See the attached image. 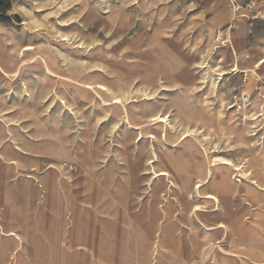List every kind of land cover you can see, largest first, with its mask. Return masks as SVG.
Listing matches in <instances>:
<instances>
[{
    "label": "bare ground",
    "instance_id": "bare-ground-1",
    "mask_svg": "<svg viewBox=\"0 0 264 264\" xmlns=\"http://www.w3.org/2000/svg\"><path fill=\"white\" fill-rule=\"evenodd\" d=\"M129 1H134L140 9L148 6V0H117L115 2L103 0V7L98 8L89 0H70L75 4L73 7L70 5L68 12L75 17L84 14L88 25L89 22L93 23L98 19L103 26H109L116 22L124 23L125 19L133 16V5L129 6ZM51 2L54 3L52 0ZM35 8L37 7L25 8V10L27 14L35 16L33 13ZM1 28L0 25V31ZM26 34L33 37L29 32ZM209 35L208 40H214L215 43L220 41L223 33L217 29L214 37L211 31ZM8 38L16 40L12 34H8ZM226 40L232 42L229 37ZM150 45L149 39L147 46ZM168 47L169 49L164 51L167 57L160 66L158 63L150 62L148 51L141 54L143 73L140 67L134 70V74L119 68L109 84H96L95 89L91 85L77 83L78 90L82 92L89 93L90 91L99 98L102 95L110 96L109 101H102L106 106V113L124 126L122 130L124 136L119 141L122 149L118 154L119 158L126 160L125 156L129 155L127 133H137L138 141L153 140L155 137L149 133V130L155 124L159 127L158 133L163 144L159 148L154 144L149 147L148 166L152 175L151 185L148 198L141 204L140 210L133 212L132 205L138 202L136 197L130 195V192L137 190L139 185L136 172L143 156L139 151L137 162L131 166L132 173L128 183L110 187L107 190L101 188L99 191L101 200L104 201V207H102L104 208L102 210L104 239H99L93 247L96 249L92 250L85 207L80 203L76 187L80 179H85L90 184V190L95 191L94 187L98 183L94 174L96 163L91 162L82 153L76 140L70 141L64 131L60 132L54 153L56 165L51 166L50 171L39 181L32 171L27 170L25 178L19 179L16 185L12 179L17 173L14 171L18 167V161L24 159L21 158V152L25 153L27 150L36 155L43 153L23 140H19V144L14 148L8 145L0 146V194L7 197L6 209L4 208L3 214L0 213V222L2 221V224L0 223V256L3 263L10 261V264H24L26 258L32 256L38 248L37 251L41 252L42 261L43 259L48 262L53 260L56 264H75L77 252L80 250L86 251L87 254L92 253L97 259L95 264H131V261L127 259L131 253L136 254L134 264H196L201 254L205 255L202 259L203 264H217L221 256L239 258L234 252L226 251L220 246V241L216 237L217 233H228L230 227L233 230L231 238L235 241L243 238L245 233L246 236L252 237H260L263 234L258 223L252 221L250 231H246L248 229L246 226L235 220L225 223L220 216L224 215L229 220L234 215L230 213L232 209L228 206L236 193L245 197L250 195L252 202L259 201V196L264 197V143L260 148L253 147L250 143L245 152L246 139L256 136L255 133L249 134L248 126L250 129L256 128V125L264 127V93L256 95L248 102L252 85L249 82L243 85L242 102L236 109V113L240 116V123L233 122L232 117L226 118L223 115V99L221 98L219 107L211 112L204 95H208L209 92L215 96L220 94L218 90L220 82L208 76L213 68H219L217 74L219 81L230 72L245 74L246 77H257L256 71L264 67V56L255 63L254 69L243 70L237 59H234L233 65L227 71L222 68L224 62L222 58L213 67L208 66L207 76L201 80L206 85V90L193 101L194 90L198 88L195 81L200 80L203 74L195 75L191 70V65L198 64L199 59L196 56L188 57L183 54L179 45L174 42H169ZM24 53L33 55L32 58L40 63L45 74L56 76L50 70L48 59L40 54L34 45L22 46L18 54ZM176 61L179 63L178 66H176ZM204 61L202 60L198 67L201 71L206 69L203 65ZM15 75L14 73L7 76L9 79ZM136 76H140L141 83L128 84ZM155 88L163 92L174 93L170 102L176 118L186 123L182 125L183 132L175 142L170 143L167 135V128H172L169 120L170 114L163 115L160 111L156 112L157 104L151 102L153 100L151 96L154 95H151V92ZM21 89L26 92V85L22 84ZM136 95L140 96L139 101L132 99ZM26 96L31 102L34 100L32 96L28 94ZM69 103H71L70 100ZM226 106L229 107L228 104ZM149 109L154 113L149 114ZM41 124L42 122L38 123L36 136L42 130ZM175 126L177 127V124ZM4 136L1 128L0 138ZM211 145L216 149L218 145H223L226 148L225 152L229 155H236L237 160L214 155V151L210 148ZM5 157L8 159H4ZM5 163L11 168L10 170L4 168ZM71 163L77 166V178L71 173ZM156 167H158L157 170ZM236 177H240V180ZM164 183L168 184L174 199L166 206L158 207ZM13 187H16L18 193L25 197L27 204L31 201L33 203L39 201V189H44L47 198L46 206L50 210L51 217L45 218L39 212L37 214L43 222V231L47 232L43 243L30 238L31 234L29 235L26 226H22V230L19 229L13 215L14 212L11 211V201L16 196ZM196 198L202 200L204 204L211 205L212 210L208 211L200 205H193ZM52 199L55 201L54 204ZM246 205L251 207V204ZM179 213L180 219L177 215ZM209 218L217 220L216 226L206 223L205 220ZM66 234L70 235V243L66 250L75 251L72 258L64 255V251L60 250ZM8 242L13 244L12 248H6ZM250 249L256 253V258L253 259L255 264H264V246L253 245Z\"/></svg>",
    "mask_w": 264,
    "mask_h": 264
},
{
    "label": "rangeland",
    "instance_id": "rangeland-1",
    "mask_svg": "<svg viewBox=\"0 0 264 264\" xmlns=\"http://www.w3.org/2000/svg\"><path fill=\"white\" fill-rule=\"evenodd\" d=\"M50 1L0 0L2 6L0 12V25L2 27L0 31V129L2 128L5 134L4 138H0V146L6 147L8 145L14 148L19 144V140H23L40 149L43 153L36 155L27 150L25 153L21 152V158L23 157L25 160L20 159L18 167L14 171L17 173L12 181L16 185L25 178L27 170L32 171L39 181L50 171L51 166L56 165L54 153L57 136L60 132L64 131L70 141L76 140L82 153L91 162L96 163L94 174L98 183L94 187L95 191L90 190V184L85 179H80V183L76 187L80 203L85 207L84 212L89 228L88 236L93 245L91 249L94 250L96 249L93 248L97 244L96 242L99 239H104L102 235L104 201L101 200L100 189L107 190L110 187L127 184L132 173L131 166L137 162L140 151L143 156L136 172L139 185L137 190L130 192L131 197H136L138 202L135 205L133 203V212H138L142 207L141 204L148 198L149 186L151 185L152 175L148 166L149 147L154 144L159 148L163 141L160 139L159 127L156 124L152 125L149 130V133L155 137L153 140L138 141L137 133H127L129 155L125 156L126 160L119 158L118 154L122 150L119 141L124 136L122 132L124 126L106 113V106L102 101H109L110 96L102 95L101 100L90 91L85 93L78 90L77 83L91 85L95 89L96 84H109L119 68L134 74V70L140 67L141 73H143V56L141 54L145 51H148L147 55L150 62L158 63L159 66L160 64L163 65L164 58L167 57L164 51L169 49V42H174L179 45L183 54L188 57L196 56L199 59V65L196 63L191 65V70L195 75L203 74L200 76V80L195 81L198 87L193 94V101H195L196 97H199L206 90V85L201 80L207 76L208 66L213 67L222 58L224 61L222 68L227 71L233 65L234 59H237L241 69H254L255 63L262 59L264 56V0H225L222 4L220 3L219 9L233 14L234 20L228 27H233L236 24L239 37H243V39L238 38L239 40L236 41L231 39L233 41L231 43L226 40L228 31H225L227 29L225 26L219 28L223 33L220 41L214 43V40H208L210 31L214 37L217 30L211 22L212 14L206 15L204 11V6L209 0H181V2H177V0H148V6L143 7V9H140L134 1H129V6L133 5V16L130 19H125L124 23L116 22L109 26H103L98 19L94 20L93 23L89 22L88 25V22H85L84 14L78 17L69 14L68 11L75 2L52 0L54 3H50ZM89 1L95 3L98 8L102 6L103 0ZM110 1L115 2L117 0ZM32 7H37L33 9L35 16L27 14L25 10V8ZM245 21H247L249 32L258 39L260 45L256 43V48L261 50V57L257 58L241 51L246 30ZM28 32L33 37L28 36L26 34ZM8 34L14 35L16 40L9 39ZM230 35L232 38L237 37L235 28L231 30ZM149 39L151 45L147 46ZM27 44L34 45L40 54L45 55L50 70L56 76L45 74L43 67L32 58L33 55L30 53L18 54L21 47ZM202 60H205L203 65L206 69L201 71L198 67H200ZM176 63L178 66L179 63L177 61ZM212 70V72L209 70L210 73H207L216 82H220L218 88L220 94H217V97L215 94L212 95V92L204 95L209 109L214 112L219 107L221 98L223 99V115L226 118L232 117L233 122L240 123V116L236 113V109L242 102L243 85L247 82L252 85L248 102L256 95L264 93V67L256 71L257 77H246L245 74L230 72L221 81L217 80L219 68ZM5 73L7 75L15 73L16 75L8 79ZM135 82L141 83L140 76H136L128 84ZM22 84L26 85V92L22 91ZM26 94L32 96L34 100L31 102ZM151 95H153L151 102L157 104L156 112L160 111L163 115L170 114L169 120L173 129L167 128L169 142L177 141L183 132L182 125L186 123L176 118L170 102L174 93L163 92L159 88H155ZM132 99L139 101L140 96L136 95ZM227 104L229 107L226 106ZM148 113L154 112L149 109ZM40 122H42L40 128L43 131H39L38 136H36ZM260 126L256 125L254 129H250L248 126L249 134L255 133L256 136H252L253 139H246L245 152L250 143L253 144V147L260 148L263 146L264 127L263 125ZM210 148L211 151H214V155L237 160L236 155H229L225 152L226 148L223 145H218L217 149L211 145ZM4 159L8 158L5 157ZM33 165L35 167L32 168ZM75 165L71 163L70 170L72 175L77 178L78 170ZM4 168L11 169L6 163ZM155 169L157 170L158 167ZM236 179L240 180V177H236ZM13 188L16 196L11 201V211L15 213L12 212L19 229L22 230V226H26L29 235L31 234L30 238L43 243L47 232L43 231V222L38 218L37 210L45 218L51 217L50 210L46 206L47 198L44 189H39V201L34 203L31 201L30 204H27L25 197L18 193L16 187ZM6 198L0 194V213L2 214L6 209ZM173 199L168 184L164 183L158 207L166 206ZM52 201L54 204V199ZM193 205H200L208 211L212 210L211 205L204 204L202 200L197 198ZM262 212H264V208ZM258 214L260 215L253 217L250 214L246 222L253 221L255 223L257 220H261V217L264 220V213L262 215L260 211ZM51 215L54 219L53 212ZM177 215L179 217L180 213ZM0 223L2 224V221ZM64 238L63 247H60V250L66 254L70 252L66 250L70 243V235L66 234ZM258 239L262 241L260 244L264 246V235L260 237L247 235L237 242L250 249L253 245H258L256 243L259 241ZM222 246L225 249L230 247L227 241H224ZM37 249L29 258L33 260L41 258L39 256L41 252L39 251V253ZM253 252L250 258L255 260L256 253ZM235 254L239 256V254ZM204 256L201 254L196 264H203ZM127 259L131 261V264H134L136 254H129ZM40 260L42 264H56L53 260H51L52 262L45 259ZM9 262L3 263L2 261V264Z\"/></svg>",
    "mask_w": 264,
    "mask_h": 264
},
{
    "label": "crops",
    "instance_id": "crops-1",
    "mask_svg": "<svg viewBox=\"0 0 264 264\" xmlns=\"http://www.w3.org/2000/svg\"><path fill=\"white\" fill-rule=\"evenodd\" d=\"M223 2H225V0H209L204 6V11H205L206 15L212 14L211 15L212 16L211 22L213 23V26L216 29H219V28L225 26V28H227L225 31H228L226 35L230 39H232L233 41L243 39V37H239V35H238V30H237L238 26L236 24H234L235 27L234 26L228 27L229 24H232L234 17H233V14L231 12H224L223 9L222 10L219 9L220 3L222 4ZM236 16H237V14H236ZM245 25H246V30H245L244 41L242 43L241 51L246 52L248 55L251 54L252 56L257 57V58L261 57L262 56L261 50L260 49L258 50L256 48V43L259 44L258 39L256 38V36H252V33L249 32L247 21H245ZM251 26H252V24H251ZM233 28H235L236 32H237V37H234V38H232L230 35L231 30ZM255 48H256V50H255ZM257 197H258V194H257ZM246 204H251V207L249 205H246ZM228 207L232 209V210H230V213H234V215L231 216L229 220L224 215L223 216L221 215L220 217H222V220L225 223H230L231 220L232 221L235 220L237 223L246 226L248 228L246 231H250L251 224H249V223H251L252 221L247 223L246 219L248 218V216L250 214L252 215L251 217H253L254 215H260V214H258V213H260V211L263 215L264 212H262V210L264 208V197L260 198V196H259V201L252 202L250 195H248V197H245L244 195H240V194L236 193V195L234 196V198H232V202L229 204ZM37 211L40 212L39 210H37ZM252 212H254V214H252ZM205 221L209 225H213V226H216L215 224L217 223V220H215L214 218H209ZM263 221L264 220H262V217H261V220H257V222H255L256 224L258 223V225L261 227V231L263 233L261 235H264ZM232 233H233V230H232V228L229 227L228 233L219 232V233H217L216 237L220 241V246L224 250L239 254V258L238 259H232V258H228L227 256H221V258L219 259L217 264H255V262L252 261L250 258V255H253L254 252L251 251V249H249L246 245H243V244L233 240L231 238L233 235ZM244 237H246V233H245ZM258 240H259L257 242L258 245L262 246L260 244L262 241L260 239H258ZM224 241H227L229 243V245H230L229 249H225L222 246L224 244ZM242 242H244V241H242ZM12 245H13L12 243L8 242V243H6V248H12ZM242 246H244V247H242ZM74 252L75 251H70L66 254L64 253V255L72 258V257H74ZM77 253L78 254L76 257L75 264H95L97 262V259L94 257V255L92 253L87 254L86 251H84V250H80ZM39 256L41 257V253ZM40 259L39 260H33L31 258H26L24 264H42V262H40L41 261ZM2 261L3 260L0 256V264H2Z\"/></svg>",
    "mask_w": 264,
    "mask_h": 264
},
{
    "label": "trees",
    "instance_id": "trees-1",
    "mask_svg": "<svg viewBox=\"0 0 264 264\" xmlns=\"http://www.w3.org/2000/svg\"><path fill=\"white\" fill-rule=\"evenodd\" d=\"M2 11V6L0 5V12Z\"/></svg>",
    "mask_w": 264,
    "mask_h": 264
}]
</instances>
